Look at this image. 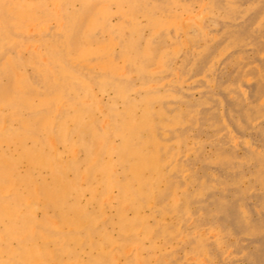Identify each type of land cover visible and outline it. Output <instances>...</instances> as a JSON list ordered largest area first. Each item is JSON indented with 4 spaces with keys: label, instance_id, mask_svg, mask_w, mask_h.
I'll return each instance as SVG.
<instances>
[{
    "label": "bare ground",
    "instance_id": "1",
    "mask_svg": "<svg viewBox=\"0 0 264 264\" xmlns=\"http://www.w3.org/2000/svg\"><path fill=\"white\" fill-rule=\"evenodd\" d=\"M0 264H264V0H0Z\"/></svg>",
    "mask_w": 264,
    "mask_h": 264
},
{
    "label": "rangeland",
    "instance_id": "2",
    "mask_svg": "<svg viewBox=\"0 0 264 264\" xmlns=\"http://www.w3.org/2000/svg\"><path fill=\"white\" fill-rule=\"evenodd\" d=\"M193 11L197 13V12L199 11L198 7H195ZM202 17H203V19L205 20V23H204V24H207V23H208V20H207V17H206V15H205V13H202ZM185 18H188V17L185 16V15H183V16L181 17V21H184ZM197 22L200 23V20L197 21ZM185 45H186V46H189V47L193 46V45H192V42H189V41H185ZM245 88H246V90H247L248 92H250L251 89H252V84H251V83H249V84H245ZM104 98H107V96L104 97ZM246 139L250 141V145H251L252 148H254V149H256V150H261V149H262V145H261V143L259 142L256 133H255V134H254V133H251V134H248V133H247V134H246ZM206 151H208V148H206ZM237 152H238V154H239V156H240V155L242 154L243 151L239 148V149H237Z\"/></svg>",
    "mask_w": 264,
    "mask_h": 264
}]
</instances>
